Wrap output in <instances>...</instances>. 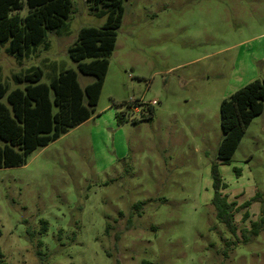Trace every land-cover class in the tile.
I'll list each match as a JSON object with an SVG mask.
<instances>
[{
    "label": "rangeland",
    "instance_id": "rangeland-1",
    "mask_svg": "<svg viewBox=\"0 0 264 264\" xmlns=\"http://www.w3.org/2000/svg\"><path fill=\"white\" fill-rule=\"evenodd\" d=\"M123 7L91 117L0 169V264H264V223L248 232L264 209V101L230 163L217 159L221 101L264 80V0ZM97 9L73 0L64 26L21 56L0 44V79L15 88L38 67L48 84L71 68L81 87L93 82L67 50L103 24ZM213 164L227 201H250L236 235L211 204Z\"/></svg>",
    "mask_w": 264,
    "mask_h": 264
},
{
    "label": "trees",
    "instance_id": "trees-1",
    "mask_svg": "<svg viewBox=\"0 0 264 264\" xmlns=\"http://www.w3.org/2000/svg\"><path fill=\"white\" fill-rule=\"evenodd\" d=\"M94 9L99 6L100 17L105 20L98 27L80 28L74 44L68 48L69 59L77 70L94 77V81L81 87L77 73L69 68L59 72L48 84L40 82L43 75L31 68L22 75H14L20 86L11 88L0 79V169L26 164L28 155L38 147L55 141L68 130L88 120L94 112L108 67V57L114 49L116 30L123 12V0H86ZM73 0H0V44L6 51L21 56L40 45L48 31L62 28L69 18ZM27 14L18 11L23 6ZM98 10V9H97ZM264 80L255 79L232 93L219 105L222 138L217 159L223 165L230 159L252 119L263 111ZM117 122L122 124L120 115ZM238 170L236 173L238 174ZM211 204L216 218L227 231L236 235L234 213L247 208L250 201L241 205L228 202L220 190L225 188L217 165L211 166ZM244 212L242 219L248 218ZM264 223V209L257 221L251 222L250 236H257ZM42 232L45 222H42Z\"/></svg>",
    "mask_w": 264,
    "mask_h": 264
}]
</instances>
